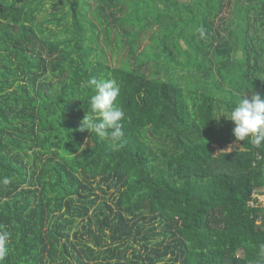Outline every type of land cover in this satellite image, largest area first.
Listing matches in <instances>:
<instances>
[{"label":"trees","instance_id":"16d2710c","mask_svg":"<svg viewBox=\"0 0 264 264\" xmlns=\"http://www.w3.org/2000/svg\"><path fill=\"white\" fill-rule=\"evenodd\" d=\"M92 77L120 86L118 149L81 130ZM246 93L264 97V0H0L2 264H256L264 143L225 152L215 119Z\"/></svg>","mask_w":264,"mask_h":264},{"label":"clouds","instance_id":"9594fccd","mask_svg":"<svg viewBox=\"0 0 264 264\" xmlns=\"http://www.w3.org/2000/svg\"><path fill=\"white\" fill-rule=\"evenodd\" d=\"M198 31L203 37V28ZM84 87L93 89L94 94L89 98L91 115L84 118L81 130H89L91 134H95L96 138L109 142L114 148L122 147L124 111L117 103L120 86L111 79L92 77L85 82ZM221 116L234 124L232 135L235 139L228 149L238 147L240 142L245 140L253 146L264 143V97L259 93L241 95L230 111L221 109L215 119L219 120ZM9 182L7 177L0 181L3 185H8ZM10 238L11 233L6 226L0 225V264L8 253ZM257 255L256 264H264V243L259 245Z\"/></svg>","mask_w":264,"mask_h":264},{"label":"rangeland","instance_id":"374dc122","mask_svg":"<svg viewBox=\"0 0 264 264\" xmlns=\"http://www.w3.org/2000/svg\"><path fill=\"white\" fill-rule=\"evenodd\" d=\"M46 8H47V11L45 12V15L46 14H49L51 12H56V13H58V15H60V11L58 10L60 8V6H58L56 3H53L52 5L46 6ZM44 18H45L44 16L40 15V16H38L37 20L42 21ZM138 30L140 31V30H142V28L141 27L140 28L138 27ZM100 43H101V48L104 50V53L106 55V58H107L106 60L108 61V65L110 67H120V66L121 67H127V65L125 63H122L124 61H122L121 59H119L120 58L119 55L117 53H115L116 50H114V52L111 50V47H110L111 46V43L108 41L106 35L102 34V36L100 38ZM149 43L150 42L147 41V40L142 41L139 51L144 53V46L148 45ZM120 49L123 51V49L121 47H120ZM124 54L125 53L123 52L122 56H124ZM209 57L210 56H208V58ZM178 74H180V73H178ZM198 76L200 77L199 74H198ZM217 83L220 84L219 83V78L216 77L214 82H212L211 84H207L208 86H207L206 89L207 90L217 89V87H216L217 86ZM224 87L227 88V86H224ZM217 93L218 94H223L222 90H220ZM229 146L230 145L226 146L223 150L225 152H232V151H235V150H239L240 149V145L238 147H234V148H231V149H228Z\"/></svg>","mask_w":264,"mask_h":264},{"label":"built area","instance_id":"2783aa9c","mask_svg":"<svg viewBox=\"0 0 264 264\" xmlns=\"http://www.w3.org/2000/svg\"><path fill=\"white\" fill-rule=\"evenodd\" d=\"M252 197H253V198H257V197H258L257 193H256V192H253V193H252ZM249 207H250V208H253V207H254V203H253V202H250V203H249Z\"/></svg>","mask_w":264,"mask_h":264}]
</instances>
